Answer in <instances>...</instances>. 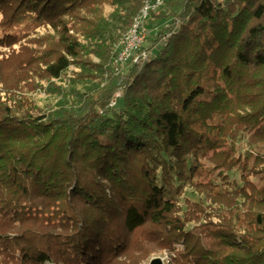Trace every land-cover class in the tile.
Here are the masks:
<instances>
[{"label":"trees","instance_id":"16d2710c","mask_svg":"<svg viewBox=\"0 0 264 264\" xmlns=\"http://www.w3.org/2000/svg\"><path fill=\"white\" fill-rule=\"evenodd\" d=\"M143 1L0 0V264H264V0H168L117 72Z\"/></svg>","mask_w":264,"mask_h":264},{"label":"built area","instance_id":"2783aa9c","mask_svg":"<svg viewBox=\"0 0 264 264\" xmlns=\"http://www.w3.org/2000/svg\"><path fill=\"white\" fill-rule=\"evenodd\" d=\"M168 0H144L138 14L133 18L130 27L123 32L113 46V67L115 71L121 70V65L128 62L136 63L140 58H146L149 51L140 50L143 42L146 40V22L152 12H155L166 5ZM178 25L179 21L175 19ZM168 36L165 35V37ZM119 92L114 94V99L109 103L110 107L116 104V98Z\"/></svg>","mask_w":264,"mask_h":264},{"label":"rangeland","instance_id":"374dc122","mask_svg":"<svg viewBox=\"0 0 264 264\" xmlns=\"http://www.w3.org/2000/svg\"><path fill=\"white\" fill-rule=\"evenodd\" d=\"M167 7V5L163 6L162 8H160V10H165ZM151 21L153 20V17L150 19ZM148 21V20H147ZM146 27V32H147V36H146V40L143 42L142 44V47L140 50H145V51H151V46H153V35H154V32L152 30H150V27H148V25H145ZM154 30H156V27L154 28ZM1 49L6 52L7 50H5V48H2ZM32 62V57L29 56L28 54H20L17 55L15 61H14V66L17 67L18 69H23L25 68L26 66H28L30 63ZM121 69H122V72H127L128 69H129V63H126L124 65H121L120 66ZM42 84L44 85V87H40L38 88L33 94L32 96L34 97L35 101L37 102L38 106L40 107H43L45 106L47 103H53L57 100L56 96H53V95H49V94H46L45 93V88L47 86V84L45 82H42ZM99 113H102L101 110H99ZM247 138H248V135L247 134H243L242 136V139L241 141L239 142V145L242 146V149H241V152H244L246 149H247V144H246V141H247ZM205 164H210L209 161H204ZM240 173L238 171H230L228 172V175L231 176V177H236V178H239V175ZM187 195L189 197H191V199H196V196L192 195L191 193V189L190 188H187ZM211 246H214V245H217V241L214 240L213 243L210 244ZM176 247L178 249H181L182 248V244L181 243H178L176 244ZM15 257H17V254H14ZM154 256H159L161 258H163L164 260V263L165 264H169V255L164 252V253H161V254H155L151 257H149L148 260L144 261L143 264H146L150 258L154 257ZM46 264H49L46 262Z\"/></svg>","mask_w":264,"mask_h":264},{"label":"water","instance_id":"95a60500","mask_svg":"<svg viewBox=\"0 0 264 264\" xmlns=\"http://www.w3.org/2000/svg\"><path fill=\"white\" fill-rule=\"evenodd\" d=\"M146 264H165L163 258L154 256Z\"/></svg>","mask_w":264,"mask_h":264}]
</instances>
